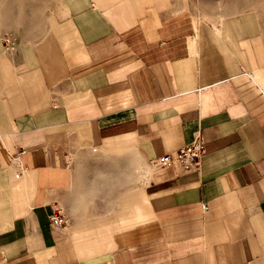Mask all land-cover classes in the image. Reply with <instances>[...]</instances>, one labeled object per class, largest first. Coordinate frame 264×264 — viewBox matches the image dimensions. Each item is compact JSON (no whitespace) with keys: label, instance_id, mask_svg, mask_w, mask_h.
<instances>
[{"label":"crops","instance_id":"crops-1","mask_svg":"<svg viewBox=\"0 0 264 264\" xmlns=\"http://www.w3.org/2000/svg\"><path fill=\"white\" fill-rule=\"evenodd\" d=\"M59 7L0 52V264H264V10Z\"/></svg>","mask_w":264,"mask_h":264},{"label":"rangeland","instance_id":"rangeland-1","mask_svg":"<svg viewBox=\"0 0 264 264\" xmlns=\"http://www.w3.org/2000/svg\"><path fill=\"white\" fill-rule=\"evenodd\" d=\"M59 2L60 0H0V20L7 10L10 12L11 21L13 20L10 26L2 29L4 52L6 53L10 47L14 48L20 40L24 41L26 32L31 33L32 26L35 28L36 22L40 23V31L33 42L43 38L61 17ZM166 2L169 6L167 9L179 12L187 8L196 16L208 20L209 18L205 16L209 14L222 13L223 16H227L253 7L264 10V0H166ZM9 39L12 41V46Z\"/></svg>","mask_w":264,"mask_h":264},{"label":"built area","instance_id":"built-area-1","mask_svg":"<svg viewBox=\"0 0 264 264\" xmlns=\"http://www.w3.org/2000/svg\"><path fill=\"white\" fill-rule=\"evenodd\" d=\"M206 154L205 141L202 135L199 133L196 135L195 140L177 151L176 157L173 155H165L156 160V165H168L174 162H181L186 172H193L200 170L202 160ZM54 222L58 221V217H52Z\"/></svg>","mask_w":264,"mask_h":264},{"label":"bare ground","instance_id":"bare-ground-1","mask_svg":"<svg viewBox=\"0 0 264 264\" xmlns=\"http://www.w3.org/2000/svg\"><path fill=\"white\" fill-rule=\"evenodd\" d=\"M2 21V22H1ZM13 22V20L11 21V16H10V12L9 10H7L4 14H3V17L2 19L0 20V52L3 51L4 49V46H3V43H2V35H1V31L3 28H6L8 26H10V24ZM1 23H3V25H1ZM34 27L32 26V30H31V33H34ZM9 42H10V46H12V41L9 39ZM13 50L14 48H9L8 50Z\"/></svg>","mask_w":264,"mask_h":264}]
</instances>
